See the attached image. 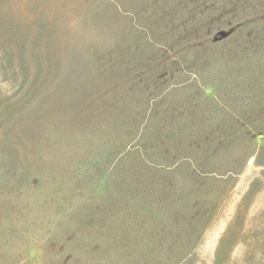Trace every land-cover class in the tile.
<instances>
[{
	"label": "rangeland",
	"instance_id": "rangeland-1",
	"mask_svg": "<svg viewBox=\"0 0 264 264\" xmlns=\"http://www.w3.org/2000/svg\"><path fill=\"white\" fill-rule=\"evenodd\" d=\"M0 264H264V0H0Z\"/></svg>",
	"mask_w": 264,
	"mask_h": 264
}]
</instances>
